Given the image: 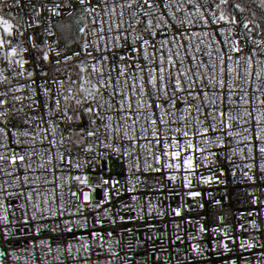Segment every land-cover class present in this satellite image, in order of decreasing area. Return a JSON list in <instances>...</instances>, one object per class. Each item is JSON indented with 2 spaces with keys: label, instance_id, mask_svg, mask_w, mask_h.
Masks as SVG:
<instances>
[{
  "label": "snow or ice",
  "instance_id": "snow-or-ice-1",
  "mask_svg": "<svg viewBox=\"0 0 264 264\" xmlns=\"http://www.w3.org/2000/svg\"><path fill=\"white\" fill-rule=\"evenodd\" d=\"M111 156L123 180L106 175ZM221 158L264 181V0H0L5 241L19 207L25 225L49 222L36 235L71 236L31 245L49 264H197L209 229L187 199L203 208L194 189L225 183ZM250 194L259 207L236 235L222 215L211 229L210 250L233 254L223 264H264V199Z\"/></svg>",
  "mask_w": 264,
  "mask_h": 264
},
{
  "label": "built area",
  "instance_id": "built-area-1",
  "mask_svg": "<svg viewBox=\"0 0 264 264\" xmlns=\"http://www.w3.org/2000/svg\"><path fill=\"white\" fill-rule=\"evenodd\" d=\"M65 22V21H64ZM23 114L21 113L18 119H22ZM237 164H243L247 161H241L239 157L233 158ZM100 162L96 165L97 172L101 169ZM221 164L224 166L225 175L221 178L225 183H215L210 184H200L194 190L200 191L202 195L197 197L196 200L204 205L203 208H199L192 199H187L188 204L193 205V210L185 213L186 216L192 217L194 220L200 217H203V223L209 229V232L205 233L202 241H200L204 246H206L209 251L205 252L204 258L198 260L197 264H223V261L228 257H231L232 253H227L222 256H217L215 252H212L210 249L212 247V233L211 229L215 228L218 224V216L224 217V224L232 226V234L236 235L235 226L238 223H243L245 219H252L253 217L244 216L243 219H240V214H247L249 211L259 207L254 206L251 203L252 196L250 193H255L256 196L264 199V181H258L256 184L251 182L243 181L242 178L237 175L233 177L232 169L224 163L221 158ZM109 171L106 175H111L113 177L123 180V169L124 162L120 159H117L115 156H111L107 162ZM213 171L216 175H219V170L212 166ZM246 170V169H245ZM239 171V170H237ZM201 172L204 175H212L213 172H209L206 169H201ZM183 191V189H178ZM153 195H158L153 193ZM215 201H220V204H216ZM24 201L21 199L17 204H22ZM164 204H171L172 206H178L180 201L178 199H167L164 201ZM9 219L12 221L7 227L12 229V233L8 239L5 241L3 236L0 235V248L4 249L6 252H15L19 257V260H12L10 257L6 259L5 264H24V260L27 259L28 264H49V261L52 260L51 255H46V248H32L33 243H39L40 240H47L52 242L53 248L56 244L67 243L71 236L69 234H61L59 232L53 233L48 231L47 228H44L40 231L38 235L35 234V225L36 224H45L49 223L48 221H33L29 220L28 224L23 223L24 215L23 211L17 207L15 209V216H9ZM258 222H259V218ZM157 224H163L164 221L156 220L153 221ZM52 227H55L54 224H51ZM190 231H195L192 226H188ZM254 234L251 229L247 233H239V235H252ZM197 241H192L196 243ZM186 245H181V255H183V248ZM220 249L217 248L216 252H219ZM35 252V258L32 257L31 253ZM247 255V254H246Z\"/></svg>",
  "mask_w": 264,
  "mask_h": 264
},
{
  "label": "rangeland",
  "instance_id": "rangeland-1",
  "mask_svg": "<svg viewBox=\"0 0 264 264\" xmlns=\"http://www.w3.org/2000/svg\"><path fill=\"white\" fill-rule=\"evenodd\" d=\"M64 23H68V21H65Z\"/></svg>",
  "mask_w": 264,
  "mask_h": 264
}]
</instances>
